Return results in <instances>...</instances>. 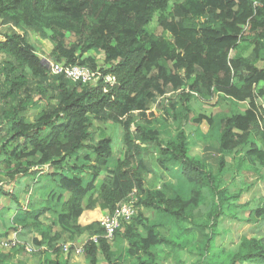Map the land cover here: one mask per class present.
<instances>
[{"label": "trees", "instance_id": "trees-1", "mask_svg": "<svg viewBox=\"0 0 264 264\" xmlns=\"http://www.w3.org/2000/svg\"><path fill=\"white\" fill-rule=\"evenodd\" d=\"M172 1L170 16L159 15L164 32L159 37L148 34L146 26L155 12L169 8L171 0H0L2 22L19 30L0 34V53L10 58L0 63V163L10 180L48 171L45 176L53 185L50 198L57 200L53 222L57 230L51 236L52 227L43 228L41 239L34 238L44 254L60 253L65 243L70 244L68 253L73 252L78 246L75 238L87 234L82 248L89 264H97L98 252L109 264H120L100 222L82 226L78 218L84 209L98 205L111 213L133 199L135 214L121 223L114 236L126 240L123 263L159 264L160 249L184 245L185 220L208 228L204 242L196 247L200 259L195 264L204 263L218 218L225 213L226 188L207 163L192 155L184 129L175 133L162 129L187 120L188 103L196 96L247 101L243 112L199 113L193 121L205 120L216 136L220 170L224 156L233 151L243 152V161L253 171L264 168V105L260 103L264 89L258 85L264 82V67L257 66L264 62V0ZM24 27L40 35L45 29L51 31L50 54L56 62L95 72L89 82L56 75L61 79L56 95H50L56 102L40 108L33 122L22 114L34 103L32 90L40 99L47 95L49 70L27 41ZM66 34H74L76 41L66 45ZM92 49L103 52L105 66L99 67L93 56L86 55ZM25 69L33 79L24 74ZM106 74L115 83L106 82ZM168 91H179V99L162 111L150 110L151 102ZM182 100L184 110H179ZM94 121L122 129L123 158L113 157V139L102 128L97 141L85 143L91 139ZM152 153L156 168L169 172L177 183L158 187L151 182L147 159H153ZM65 193L68 197L61 201ZM207 197L211 207L205 217L193 219L194 210ZM145 210H153L155 216L148 217ZM42 212L31 217L37 220ZM251 218L264 219V204ZM162 227L168 229L166 234L160 232ZM93 235L96 243L90 239ZM237 261L264 263V240L242 237L238 249L227 256V264ZM40 264H59L58 257H43Z\"/></svg>", "mask_w": 264, "mask_h": 264}, {"label": "crops", "instance_id": "crops-1", "mask_svg": "<svg viewBox=\"0 0 264 264\" xmlns=\"http://www.w3.org/2000/svg\"><path fill=\"white\" fill-rule=\"evenodd\" d=\"M6 26L9 27L7 24H1L0 21V33L6 32ZM16 30L19 31L18 29ZM0 55L6 60H10L7 56H3V53H0ZM0 63H2V60H0ZM258 63L264 65L263 61ZM258 85L264 89V85ZM159 98L163 97L160 96ZM227 101L231 105H229V109L225 113L214 110L212 111L213 114H208L204 110H201L200 114L216 115L217 113H222L223 115H231L234 112L245 111L248 105L247 101L236 103L231 100ZM263 102V100H260V103L264 105ZM240 103L243 105L240 106ZM26 112L25 110V113L22 115L26 120L33 122L38 111L31 118L26 115ZM191 118L193 116H189L188 120ZM184 126V123L180 124L178 122L176 124L171 123V125L162 127V129L165 132L166 130H173V127H175L174 129L176 131L182 128L187 132L190 137L191 148H200L196 153L192 151V155L200 157L211 168L212 173L220 177L222 184L226 188L225 195L227 197L226 199H228L224 206L225 213H222L218 218L214 239L210 243L209 251L204 256V263L202 264H227L228 253L238 249L242 237L248 239L256 237L264 240V219L259 218L255 221L251 218L252 212L258 206L264 204V168L257 172L253 171L249 163L246 160L243 161V152L233 151L224 156V165L220 170L218 141L216 136H212L208 131L209 126L207 122L203 120L199 124L196 123L195 127H192L191 132L187 131ZM163 135L165 134L162 133ZM119 149H122V145H120ZM0 166H2L0 167V188L3 190V193L0 192V241L8 237L16 236L23 246L29 245L34 249L32 253H29L25 251L22 245L14 248L0 246V264H40L43 257H49L50 259L58 257L59 264H89L84 253L61 251L56 254L48 250L44 254L41 248L33 242L34 238L41 239V229L52 227L50 232L51 236L57 230V227L53 226V222H55L57 216V210L54 208H57V204H55L56 198H50V193H52L51 187L53 185L48 176H45L48 171L39 170L35 174L10 180L3 172L4 164L0 163ZM153 172H155L156 176H159V178L153 176L150 179L152 180L151 182L154 181L155 186L160 187L164 182L169 181L173 184L177 183L171 177V174L164 169L156 168ZM161 177L164 178L160 185H158L157 181ZM67 197L68 193H65L61 201L66 200ZM210 204L211 199L207 197L194 210L193 219H203L211 207ZM24 210L26 212L28 211V213L23 212ZM42 210L44 212L38 216L37 220L31 217L33 213ZM106 214L107 210H102L98 205L93 209H84L78 218V223L84 226L98 221ZM151 214L150 217L155 216L152 211ZM25 216L28 219L26 222H23L22 220ZM182 223L184 226L182 233L185 239L184 245L176 246L174 250L167 249L166 247L160 249L159 255L161 262L159 261V264H195L200 259L199 250L196 247H200L204 242L208 228L201 227L197 223L187 220L182 221ZM160 232L166 234L168 229L166 228L164 232L160 230ZM86 239L87 234H83L75 238L74 242L82 245ZM113 239H111L113 241L109 240L111 252L118 257L120 264H130L128 262L123 263V258L126 255V240L120 237H114ZM60 242H63V240ZM97 264H109L101 252L97 253ZM235 264L264 263L237 261Z\"/></svg>", "mask_w": 264, "mask_h": 264}, {"label": "rangeland", "instance_id": "rangeland-1", "mask_svg": "<svg viewBox=\"0 0 264 264\" xmlns=\"http://www.w3.org/2000/svg\"><path fill=\"white\" fill-rule=\"evenodd\" d=\"M173 4H174V1L171 0V2L169 3V8L166 11H161V12L157 11V12H155V14L153 15V17L151 18V20L149 21V23L146 26V31H147L148 34H153V35L159 36V37H163L164 36V32H163L162 27L159 25L158 18H159V15H161V14H164L166 16H170L171 6H173ZM0 21H1V24H3L1 18H0ZM13 30H15L14 27L6 26V30H5L6 32L5 33H8L9 31H13ZM22 30L24 31V34L26 36L27 41L30 42L34 46L35 53L39 57L42 58V60L46 63V65L50 64V62L51 63H55L56 62L53 59V57L51 56V54H50L51 50H52V48L54 46V42L49 37L50 34H51L50 30H48V29L46 30L45 29L44 30V34L45 35H40L39 32L34 31L32 29H29V28H25V27L22 28ZM0 34H3V33H0ZM63 40H64V43L66 45H70V44H72V43H74L76 41V37H75L74 34H66L65 37H63ZM232 54H233V52H232ZM86 55L93 56L96 59L97 64L99 65V67L100 66H105L104 58H103V52L101 50L92 49V50L88 51L86 53ZM3 59H4V57H2V55H0V60L3 61ZM62 62L63 61H61V63ZM76 65L77 64H74L73 66H76ZM257 65L259 67L264 66V65H262L260 63H258ZM29 73H30L29 70L24 71V74L28 78L33 79V77L31 75H29ZM48 74L49 75H47V80H46L47 85H48V86H46L47 95L44 98L40 99V98H38V93L35 91L36 89L34 91L32 90V92H31V97L34 100V103L33 104H28L27 105V109H26V111H27L26 115L29 116L30 118L40 108H48L50 105H52V104H54L56 102L55 98L51 97L50 95H52V94H54V96L56 95V92H57L56 85H57L58 81L61 79V77L53 75V74H51L49 72H48ZM45 84L46 83L44 82L43 85H45ZM259 84L264 85V82L261 81ZM178 92L179 91H177V92L168 91L167 94L163 98H159V97L156 98V100L151 102V104H150V108L151 109L150 110H152V111H162V109H164L165 105L167 106V104H169L170 102H173L175 100L177 101L179 99L180 94L176 95ZM227 100H228L227 98H218L216 95L203 96V97L196 96L195 98H191L190 102L188 103V105L190 107V110H191V112L189 113V116H193V118H191L189 120L187 119L185 121H182L181 124L184 123L185 124V126H184L185 129L187 131L191 132L192 129H193L192 127H195V124H196L193 121V119H194V117H196L200 113L201 110H204L208 114H213L212 111H214V110H219L220 112L225 113L229 109V105H231L229 103V101H227ZM2 103H3V101L0 100V105ZM183 105H184V102L182 100L180 105H178L179 106V110H181V109L184 110ZM239 105L241 106L243 104L240 103ZM23 113H25V111ZM181 113H183V112L181 111ZM134 117H137V114H134ZM97 123L98 122H96V121L93 122L92 126L90 127L91 139L86 140L85 143L86 144H90L91 142H95L97 140V138L99 137V131H100L99 129L102 128L113 139V142H112V146H113V150H114L113 157L114 158H116V157L123 158V156H124V144L122 142V129L118 125L111 124V123H108V124H106V123L103 124V123H100V122L98 124ZM174 128L175 127H173V130H171L172 132L176 131ZM120 145H122V149L121 150L119 149ZM199 150H200V148H198V147H195L194 149L191 148V152L193 151V152L196 153ZM83 151H85V149H82L80 152L82 153ZM150 155H152L153 159H151V160L147 159V162L149 163V166H150L149 179H152V169L154 171L156 169L155 165H157V164L155 162L154 154L152 153ZM0 167H2V166H0ZM154 174H155V172H154ZM156 178H159V176L157 175ZM163 178L164 177H161V179H159L157 181L158 185H160V183L162 182ZM218 178L220 179L219 176H218ZM151 211L153 213V210H150V211L147 210L146 211L147 212L146 215L148 217H150V215H152ZM103 217H101L98 220L100 222L99 226H101V220H102ZM160 230L162 232H164V231H166V227H162V228H160ZM120 238H122V237L120 236ZM113 240H111V241H113ZM29 253H32V252H29Z\"/></svg>", "mask_w": 264, "mask_h": 264}, {"label": "built area", "instance_id": "built-area-1", "mask_svg": "<svg viewBox=\"0 0 264 264\" xmlns=\"http://www.w3.org/2000/svg\"><path fill=\"white\" fill-rule=\"evenodd\" d=\"M48 72L53 75H62L66 79H71L72 81H82L89 82L92 81L94 76V71L83 65H65L64 63L55 62L47 65ZM94 72V73H93ZM106 82L115 83V78L106 74L104 76ZM135 214V208L133 206V199L128 200V202H122L119 204L113 212L108 213L102 218L101 226L104 229L103 236L108 240H111L115 236V231L121 226L122 222L130 221ZM95 243L97 242V236L93 235L90 237ZM22 245L20 240L16 237H8L0 241V246L4 248H12ZM70 244L65 243L63 251H69ZM25 251L33 252L32 246L25 245ZM75 253H83L82 245L76 246L73 250Z\"/></svg>", "mask_w": 264, "mask_h": 264}]
</instances>
